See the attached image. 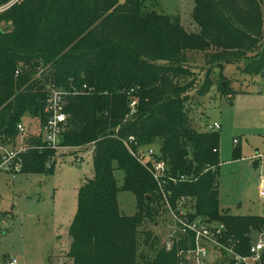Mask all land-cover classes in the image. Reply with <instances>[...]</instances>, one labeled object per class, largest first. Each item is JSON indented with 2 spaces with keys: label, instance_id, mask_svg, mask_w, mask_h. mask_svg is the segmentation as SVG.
<instances>
[{
  "label": "trees",
  "instance_id": "1",
  "mask_svg": "<svg viewBox=\"0 0 264 264\" xmlns=\"http://www.w3.org/2000/svg\"><path fill=\"white\" fill-rule=\"evenodd\" d=\"M158 1L21 0L0 13V145L14 142L20 123L42 126L48 95L61 90L69 95L60 146L92 147L94 175L78 190L68 228L71 264H138L139 241L153 247L156 238L141 228L158 215L160 192L136 158L150 146L176 181L163 187L170 206L184 197L189 221L224 227L218 252L228 264H236L231 253L249 255L254 232L264 234V217L220 209V135L192 128L185 103L194 81H182L195 74L186 67L195 51H212L209 64L220 69L243 63V74L262 73L264 0H193L197 33L147 6ZM227 83H220V95L232 97ZM211 88L205 79L196 91L202 97ZM131 99L137 104L129 117ZM24 143L29 149L19 156L21 174H51L56 152L33 149L39 143L30 135ZM233 158L240 159V151ZM116 170L124 174L120 187ZM119 192L134 196L132 216L120 213ZM193 247L186 234L147 264H180L178 252Z\"/></svg>",
  "mask_w": 264,
  "mask_h": 264
},
{
  "label": "rangeland",
  "instance_id": "2",
  "mask_svg": "<svg viewBox=\"0 0 264 264\" xmlns=\"http://www.w3.org/2000/svg\"><path fill=\"white\" fill-rule=\"evenodd\" d=\"M7 4L0 6V13ZM148 5H152L150 10L178 19L186 32H198L191 17L193 0H159L157 4L148 2ZM211 53L187 54L186 67L195 74L182 81L193 80L195 90L188 93L186 113L194 130L206 131L204 126L215 122L220 125L217 131L220 135L217 178L220 209L233 216L264 217V201L257 193L258 182L264 177V71L245 75L243 63L220 69L209 64ZM205 79H209L212 88L201 97L196 90ZM222 81L228 82L226 85L235 91L231 98L220 95ZM24 125L35 133L34 120L29 119ZM91 150L88 146L56 151L57 162L49 175L19 174L13 179L0 172V264L13 260L16 264H71L67 258L68 228L76 212L78 190L94 175ZM234 150L240 151V159L233 158ZM114 176L120 187L123 172L116 170ZM159 199L158 215L146 220L141 228L142 233H151L156 241L151 249L143 247L139 241L138 264H147L159 251L166 250L165 242L171 235L179 237L170 230V213L161 193ZM117 201L123 216L135 213L131 193L119 192ZM259 236L254 232L252 242L256 243ZM205 264H228V260L210 249Z\"/></svg>",
  "mask_w": 264,
  "mask_h": 264
},
{
  "label": "built area",
  "instance_id": "3",
  "mask_svg": "<svg viewBox=\"0 0 264 264\" xmlns=\"http://www.w3.org/2000/svg\"><path fill=\"white\" fill-rule=\"evenodd\" d=\"M19 1L20 0H12L9 4L3 6L1 10H7ZM68 95L69 94L61 90H52L50 92L44 110L46 120L42 126L36 127L37 129L34 134L28 131L24 124L20 123L16 126L17 136L14 142L10 141V144L0 145V172L9 174L13 179L21 174L19 156L29 149L24 143L28 135L38 140L39 146L33 147V149L35 148L40 152L44 150L56 152L63 149V147L60 146V135L68 120L67 115L63 112L65 97ZM136 104L137 102L134 99L130 100L128 105L129 117L135 114ZM205 130L208 132H217L220 130V125L213 123L207 125ZM128 142L132 143L134 139L130 137ZM234 143L236 144L237 141L234 140ZM155 154V150L150 148L146 150L143 155L137 157L135 154L133 155L147 168L157 184L159 192L164 197L167 210L170 213V230L179 234V237H174V234L171 235L165 242L166 251L172 249L174 241H179L188 234L193 238L194 247L178 252L177 257L180 264H205L210 255V249L214 251V253L219 251L221 234L224 227L222 225H211L200 219L189 221L184 209L186 205V199L184 197L180 198L175 208L170 206L163 187L168 182L176 181L167 176L166 164L163 161L154 159ZM255 158L258 159L261 158V156H256ZM180 180H184V178L182 177ZM257 193L260 200L264 201V177H261L258 182ZM262 252H264V234L259 236L256 243H252L247 257H241L231 253L230 258L233 259L236 264H260ZM8 264H16V261H10Z\"/></svg>",
  "mask_w": 264,
  "mask_h": 264
},
{
  "label": "crops",
  "instance_id": "4",
  "mask_svg": "<svg viewBox=\"0 0 264 264\" xmlns=\"http://www.w3.org/2000/svg\"><path fill=\"white\" fill-rule=\"evenodd\" d=\"M228 98H231V97L229 96ZM215 123H216V122H215ZM204 127H206V126H204Z\"/></svg>",
  "mask_w": 264,
  "mask_h": 264
}]
</instances>
